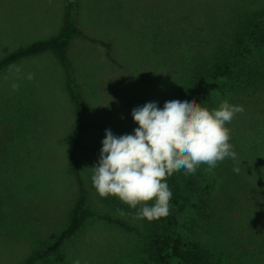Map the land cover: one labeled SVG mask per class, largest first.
<instances>
[{"label": "rangeland", "instance_id": "1", "mask_svg": "<svg viewBox=\"0 0 264 264\" xmlns=\"http://www.w3.org/2000/svg\"><path fill=\"white\" fill-rule=\"evenodd\" d=\"M64 6L65 0H0V58L56 35ZM256 10H264V0H79V7L77 0L75 25L111 45V58L104 47L82 38H73L67 50L87 106L77 151L87 206L125 225L90 217L59 254L33 264L77 259L80 264H154L144 254L146 221L92 187L95 151L100 153L106 129L116 136L134 134L133 108L151 101L163 108L175 100L181 73L229 46L234 27ZM245 58L263 68L264 45H250ZM27 73L34 79H17ZM13 82L18 91H12ZM209 87L211 104L205 107L214 109L227 99L245 109L226 125L237 159H225L211 172L206 165L197 168L198 189L184 193L188 200L174 208L175 230L184 240L198 241L219 264H264V85L255 88L234 69L209 81ZM73 125L64 73L50 52L0 70V264H18L66 226L77 194L66 139Z\"/></svg>", "mask_w": 264, "mask_h": 264}, {"label": "trees", "instance_id": "2", "mask_svg": "<svg viewBox=\"0 0 264 264\" xmlns=\"http://www.w3.org/2000/svg\"><path fill=\"white\" fill-rule=\"evenodd\" d=\"M76 8L77 0H65L62 23L56 35L19 46L0 58V70H2L21 58L50 52L63 69L65 86L74 111L73 129L66 139L70 143L68 171L76 182L77 194L68 213L67 224L51 242L41 249L34 250L18 264H33L59 254L63 243L72 237L90 217H98L118 225H125L119 219L94 213L87 206L88 194L83 185L77 156V151L83 142L87 106L75 84L67 50L73 38H82L104 47L106 57L111 58V45L107 41L90 37L75 25L73 12ZM250 45H264V10H256L245 15L238 22L234 27L233 39L229 46L217 49V52H211L210 58L203 57L201 60L194 61L188 66L189 71L186 75L181 73L175 84V88H177L174 94L175 100L191 101L195 99L202 106L210 105L209 81L218 77L230 76L234 69H237L239 76L244 77L255 88L264 85V67L260 68L246 61L245 57L250 52ZM95 153L100 158V153L98 154L97 151ZM167 183L172 191L169 214L152 221L144 219L148 224V242L144 250L146 261L154 264H173L171 261L175 259L178 264H219L213 259L211 252L201 246L198 241L184 240L175 230L177 219L174 208L188 200L186 194L195 193L198 189L196 173L185 174L184 170H180L169 176ZM104 199H108V197Z\"/></svg>", "mask_w": 264, "mask_h": 264}, {"label": "clouds", "instance_id": "3", "mask_svg": "<svg viewBox=\"0 0 264 264\" xmlns=\"http://www.w3.org/2000/svg\"><path fill=\"white\" fill-rule=\"evenodd\" d=\"M15 71L19 74L21 69ZM34 75L27 73L17 79L32 80ZM19 87L18 82L11 84L13 92ZM244 111L242 105L227 99L214 109L195 99L166 101L163 108L151 101L133 108L131 115L138 125L134 134L116 136L105 130L100 158L91 167L93 188L101 198L116 197L134 209L131 214L136 219L152 221L167 216L172 197L169 176L180 170L195 174L201 165L211 172L225 159H237L226 125ZM233 171L238 173L239 168ZM118 212L125 215L122 209Z\"/></svg>", "mask_w": 264, "mask_h": 264}, {"label": "crops", "instance_id": "4", "mask_svg": "<svg viewBox=\"0 0 264 264\" xmlns=\"http://www.w3.org/2000/svg\"><path fill=\"white\" fill-rule=\"evenodd\" d=\"M78 7H79V0H78ZM63 70V69H62ZM64 73V72H63ZM64 78H65V75H64Z\"/></svg>", "mask_w": 264, "mask_h": 264}]
</instances>
